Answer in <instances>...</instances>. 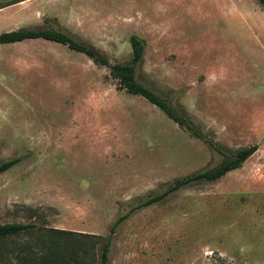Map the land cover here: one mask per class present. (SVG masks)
Here are the masks:
<instances>
[{"label": "rangeland", "instance_id": "1", "mask_svg": "<svg viewBox=\"0 0 264 264\" xmlns=\"http://www.w3.org/2000/svg\"><path fill=\"white\" fill-rule=\"evenodd\" d=\"M0 32L51 27L136 77L225 153L181 127L104 64L44 38L0 42V264L42 256L99 264L104 235L131 206L252 143L242 164L133 210L107 264H264V8L258 0H0ZM52 227L78 232L62 234ZM85 233H91L87 235ZM49 260V261H50Z\"/></svg>", "mask_w": 264, "mask_h": 264}, {"label": "trees", "instance_id": "2", "mask_svg": "<svg viewBox=\"0 0 264 264\" xmlns=\"http://www.w3.org/2000/svg\"><path fill=\"white\" fill-rule=\"evenodd\" d=\"M258 2L264 8V0H258ZM29 38H44L66 44L69 48L85 53L95 63L106 65L109 68L110 75L113 78L117 79L120 87L125 88L130 93L142 95L147 100L161 108L170 118L177 122L181 127L186 128L191 135L202 138L210 148L223 154L225 153V151L221 147H219L218 143H216L212 138L208 137L205 133L200 130L197 124L192 120L191 117H189L185 113L184 110L175 107L170 103L169 99L166 96L157 93L150 86L142 83L137 79L136 69L142 61L145 42L144 39L140 38L136 34H131L129 37L130 44L132 47L131 58L125 62L111 63L108 60L107 56L101 51H99L94 45L77 40L67 32L57 30L51 27L21 26L18 28L4 30L0 32L1 43L20 41ZM256 148V143L244 145L238 148L234 153L230 155H225L222 160L216 165L204 169L193 170L185 175L178 176L163 191L143 198L142 200L131 206L126 213L120 215L112 222V224L110 225L109 233L102 237L103 243L101 245L99 264H107L109 258L110 244L116 227L119 222L126 218L133 210L162 200L169 193L192 182L200 180H215L221 177L227 171L239 167L242 162L256 150ZM18 160H20V156H14L1 161L0 172L9 168ZM34 227H36L35 222H2L0 223V237L11 235L23 230L33 229ZM51 230L62 234H69L73 232L82 233L71 229H63L56 227H52ZM85 234L90 235L91 233ZM56 254L57 255H50L53 257L51 260L49 258H45L49 256H42V261L40 264H70L66 258L59 257V253Z\"/></svg>", "mask_w": 264, "mask_h": 264}, {"label": "crops", "instance_id": "3", "mask_svg": "<svg viewBox=\"0 0 264 264\" xmlns=\"http://www.w3.org/2000/svg\"><path fill=\"white\" fill-rule=\"evenodd\" d=\"M0 9H4V7H0Z\"/></svg>", "mask_w": 264, "mask_h": 264}]
</instances>
